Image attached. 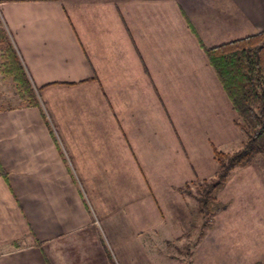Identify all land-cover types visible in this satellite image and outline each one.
I'll return each instance as SVG.
<instances>
[{"label": "crops", "instance_id": "1", "mask_svg": "<svg viewBox=\"0 0 264 264\" xmlns=\"http://www.w3.org/2000/svg\"><path fill=\"white\" fill-rule=\"evenodd\" d=\"M0 18L40 103L0 74V264H139L137 240L118 251L153 223L139 166L152 186L163 163L165 183L213 175L238 133L199 42L264 31V0H0Z\"/></svg>", "mask_w": 264, "mask_h": 264}, {"label": "rangeland", "instance_id": "2", "mask_svg": "<svg viewBox=\"0 0 264 264\" xmlns=\"http://www.w3.org/2000/svg\"><path fill=\"white\" fill-rule=\"evenodd\" d=\"M0 26L4 30L1 18ZM7 84L4 81L2 85L5 95ZM8 86V92L12 93L11 85ZM12 98L2 102L11 105L15 101ZM236 132V143L222 145L220 150L227 147L226 151L232 152L240 146L244 135L237 126ZM213 164L215 168L216 164ZM165 166L164 163L163 166L157 165L160 180H154V186L143 167L139 166L150 191H146L140 181L138 212L141 216L142 208L150 207L153 223L149 228H140L129 245V239H125L118 251L125 252L130 245L135 246L137 240V252L142 255L139 264H264V164L260 156L253 160L250 169L239 172V168L232 169L226 182L214 191L215 201L209 204L211 210L230 206L225 212L220 210L213 215L200 214L193 198L196 185L213 175L205 179L195 176L190 180L165 183ZM241 183L245 184L243 188L235 186ZM179 187L188 189L190 195L180 194L176 191ZM130 232L128 229L127 234L131 235Z\"/></svg>", "mask_w": 264, "mask_h": 264}, {"label": "trees", "instance_id": "3", "mask_svg": "<svg viewBox=\"0 0 264 264\" xmlns=\"http://www.w3.org/2000/svg\"><path fill=\"white\" fill-rule=\"evenodd\" d=\"M0 74L11 80L18 98L27 106H40L24 69L6 32L0 26ZM236 119L234 125L244 135L240 146L232 152H222L211 146L216 163L213 177L196 185L193 196L197 211L213 215L214 191L221 186L232 169L244 168L260 156L264 163V31L236 38L212 47L199 42ZM176 188L190 195L188 189ZM254 264H258L255 262Z\"/></svg>", "mask_w": 264, "mask_h": 264}]
</instances>
